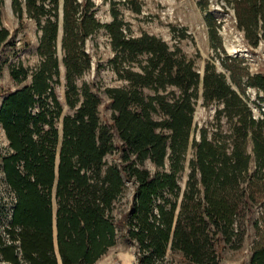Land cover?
Masks as SVG:
<instances>
[{
	"label": "trees",
	"instance_id": "trees-1",
	"mask_svg": "<svg viewBox=\"0 0 264 264\" xmlns=\"http://www.w3.org/2000/svg\"><path fill=\"white\" fill-rule=\"evenodd\" d=\"M46 1L52 4L51 9L46 7ZM87 1L63 0L66 100L71 107L77 102L79 105L72 115L63 117L60 136L55 119L61 114V105L51 85L59 72L58 0H25L30 17L39 22L42 16H47L40 25L38 46L43 60L32 73L30 84L6 93L0 104V123L12 150L3 157L2 167L5 180L16 196L5 229L10 241L0 238V256L8 264H59L53 243L55 219L61 264L94 263L114 245L117 228L122 227L127 238L148 252L139 258V264H154L163 258L170 239L171 248L181 250L195 264H217L215 252L210 250L212 238L205 228L209 222L215 227L221 222L230 223L225 219H229L228 214L235 211L238 202L232 193L233 201L228 203V187L236 191L248 173L251 156L242 146L248 131L253 141L256 180L255 184L249 182L238 190L237 199L243 198L246 204L251 199L256 201L252 191L255 186L262 189L264 201V119L252 116L222 74L207 67L201 77L194 70L193 61L186 59L178 47L170 50L161 38L147 33L127 38L123 23L117 19L109 24L99 23ZM12 5L21 13L19 0H12ZM235 8L239 27L246 30V36L256 46L260 39L264 40V0H235ZM101 27L106 28L113 49L123 58L135 61L139 55L147 56L145 64L139 63L141 72L121 69L119 78L127 80L128 87L105 89L112 114L110 121L104 122L98 112L100 99L86 84L78 89L71 78L89 66L82 44ZM8 34L5 28H0V43ZM10 75L19 81L27 73L21 68L12 70ZM200 83L204 101L224 100L226 113L239 115V125L229 154L225 144L210 140L206 130H201L200 141L193 143L196 162L192 168L200 173L203 200H196L195 187L189 185L175 216L177 198L170 201L162 193L164 190L175 196L180 193L176 179L181 168L178 155L187 147L193 128ZM248 84L264 89V75L248 77ZM167 86L179 89V93H171L170 100L161 92ZM143 88L154 93L146 95ZM36 104L39 109L33 112ZM154 114L163 118L157 120ZM168 149L175 157L170 173L152 175L129 161L136 154L140 162L150 158L157 166H163ZM115 150L122 154V163L105 166V155ZM124 178L136 186L134 200L116 218L113 203L122 192ZM202 202L206 206L201 210ZM251 264H264V247L254 252Z\"/></svg>",
	"mask_w": 264,
	"mask_h": 264
},
{
	"label": "rangeland",
	"instance_id": "rangeland-1",
	"mask_svg": "<svg viewBox=\"0 0 264 264\" xmlns=\"http://www.w3.org/2000/svg\"><path fill=\"white\" fill-rule=\"evenodd\" d=\"M21 2V13H17L12 5V0H0V28L8 31L7 38L0 43V104L6 93L28 85L32 79V73L43 60L38 46L42 30L40 25L46 22L47 16H42L38 22L30 17L26 10L25 0ZM82 2L83 0H77ZM90 11L101 24H109L117 19L123 23L122 30L126 37H139L143 33L155 35L167 43L169 49L178 47L186 59L193 61V68L204 75L207 67H211L215 73L224 76L226 82L235 90L246 103L254 118L264 119V89L248 84V77L264 75V40L260 39L256 46L251 44L246 36V30L238 25V15L235 8V0H88ZM47 8L52 4L45 2ZM58 30H61V38L56 42V57L58 58V76L52 78L51 85L61 105V114L55 119V126L62 134V120L66 115H72L75 107H71L66 100V66L63 62L64 49L63 37V0H58ZM55 20L54 16H50ZM82 49L89 57V66L80 74H72V82L78 89L84 84L100 99L98 112L101 121H110L112 109L109 98L105 92L107 88L128 87L125 79L119 78L122 68L134 72H141L140 64H145L146 55L137 56L135 61L123 58L120 52L113 49L111 38L106 28H98L93 34L85 38ZM26 70V77L19 81L14 80L10 73L12 70ZM146 95L154 92L149 88H143ZM80 92V90H79ZM167 99H171V93H179L175 86H167L165 91ZM203 85L197 88L198 97L194 103L193 128L190 132L187 147L179 153L180 170L176 173L177 183L180 187L178 196L164 190L162 195L174 201L177 198L175 216L180 210V203L184 190L189 185H194L196 200L204 196V186L200 181L198 170L193 171L196 162V146L194 142L200 141L201 130H206L207 137L216 142L225 144L226 152H231L235 139V128L239 125V115L233 112L226 113L225 102L222 99L204 101ZM81 100V94L78 95ZM75 99V98H74ZM39 109L38 104L33 112ZM157 120L163 118L161 114H154ZM46 129V127H45ZM169 133V131H165ZM245 153L251 156L249 170L243 182L236 191L228 187V203L232 193H235L236 209L228 214L230 223L221 222L215 227L209 222L205 228L212 238V247L217 264H251L254 252L264 247V201L262 189L252 188L255 200L247 204L243 198L237 199L238 190L247 186L250 182L255 184L253 176L255 161L253 156V141L251 132L242 139ZM12 150L0 123V238L9 242L5 229L11 219L16 196L5 180L2 167L3 157L9 155ZM168 149L163 166H157L150 158L139 161L136 154L130 156L129 161L136 166L146 169L152 175L156 173H170L175 166V157H172ZM58 161V153L56 162ZM105 166L122 163V154L117 150L108 153L104 157ZM258 186V185H257ZM136 186L133 181L124 178V187L117 201H114L113 214L119 218L126 212L134 200ZM156 203L160 198H156ZM206 206L202 202L199 209ZM56 205H53L55 216ZM207 220V219H206ZM125 227L117 228L115 243L109 247L92 264H139V258L147 255L143 252L138 242L124 235ZM211 253L213 251H210ZM19 259L21 257L19 256ZM0 264H8L0 256ZM83 264V263H80ZM154 264H195L179 249L171 248V239L163 258Z\"/></svg>",
	"mask_w": 264,
	"mask_h": 264
},
{
	"label": "water",
	"instance_id": "water-1",
	"mask_svg": "<svg viewBox=\"0 0 264 264\" xmlns=\"http://www.w3.org/2000/svg\"><path fill=\"white\" fill-rule=\"evenodd\" d=\"M61 38V30H58V37L57 40L59 41ZM58 161L56 162V168H57ZM53 243H54V248H55V253L58 259V263L61 264L59 253L57 250V243H56V229H55V219H53Z\"/></svg>",
	"mask_w": 264,
	"mask_h": 264
}]
</instances>
